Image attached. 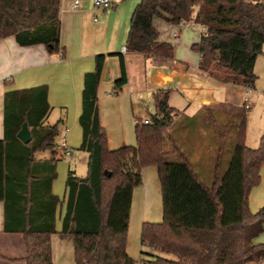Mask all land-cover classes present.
I'll return each mask as SVG.
<instances>
[{
    "label": "trees",
    "instance_id": "trees-1",
    "mask_svg": "<svg viewBox=\"0 0 264 264\" xmlns=\"http://www.w3.org/2000/svg\"><path fill=\"white\" fill-rule=\"evenodd\" d=\"M59 4L60 0H0V41L13 37L21 47L43 45L58 53ZM115 6L111 1L110 8ZM154 17L202 28L198 43L191 46L199 56L198 71L220 82L254 85L255 61L264 52V0H140L131 14L125 51L170 63L173 48L157 41ZM105 59L97 55L94 71L83 76L78 150L88 154L86 175L69 170L65 182L59 234L72 242L74 264H135L126 252V236L132 194L142 184L141 170L147 165L157 169L162 221L143 223L140 241L173 259L156 256L139 264H264V243L253 242L263 230L264 206L255 213L248 206L264 164V128L258 146L248 148L242 105L245 111L235 117L225 171L216 173L207 186L180 147L171 142L164 149L178 112L168 106L170 90L159 89L147 123L135 119V146L110 150L97 99ZM119 68L116 91L127 82L121 55ZM48 110L45 85L4 93L0 202L3 232L22 237L25 256L15 260L21 264H53L50 238L56 233L55 211L61 203L51 191L57 160L34 158L37 152H53L58 127L43 124ZM24 123L31 136L27 144L17 138ZM170 155L179 161L167 162Z\"/></svg>",
    "mask_w": 264,
    "mask_h": 264
},
{
    "label": "crops",
    "instance_id": "crops-1",
    "mask_svg": "<svg viewBox=\"0 0 264 264\" xmlns=\"http://www.w3.org/2000/svg\"><path fill=\"white\" fill-rule=\"evenodd\" d=\"M78 1V10L62 11L63 8L69 7L73 0H60L59 50L62 53V60L58 58L57 53L48 52L43 45L21 47L17 45L13 37L0 41V140L3 139L4 93L45 85L49 110L43 124L57 125L58 134L54 141L55 145L62 138H65L71 151L78 150L82 141V130L78 118L81 112L83 76L85 73L94 71L97 55H105L106 59L97 87V99L102 83H107L110 90L113 91L115 89L114 82L120 77L119 55H121L124 59L127 82L115 95L127 89L129 101H132L131 92L135 90V87L131 81V71L134 74L138 73L143 82L148 80L153 83V94L159 89H169L168 106L178 112V116L174 118L173 124L169 128L171 137L169 142H173L179 147L181 129H183L185 134H193L188 138L191 148L201 150L205 143L209 145V150L215 148V144L221 139L220 130L225 128L226 118L240 116L239 112L232 111L233 106L229 105L228 100L221 101L220 96H216L215 92L219 87L222 91L233 89L242 98L244 88L238 84L239 80L224 83L210 78L207 73L198 71L199 56L191 50V46L198 43L201 28L191 24L173 25L162 18L154 17L152 24L158 33L157 41L168 43L173 48L172 62H159L141 55L122 52V48H125L131 14L140 0H120V2H118L119 0H111L116 3V6L107 10L94 8L92 0ZM148 66H150V70L147 71ZM251 88L255 90L254 85ZM173 91L181 93L184 97L185 102L180 107L181 109L170 102ZM256 94L258 93L256 92ZM124 97L117 96L112 100L109 107V114L116 120L120 128L131 123L126 113ZM131 107H133L132 103ZM189 108H192L190 114L187 113ZM133 116L132 113V120L140 119ZM50 118L52 122L49 121ZM101 118L99 113L100 124L106 131V124L102 122ZM148 119L149 117L140 120ZM206 127H209L208 131H204ZM107 141H109L108 138ZM233 141L234 134L230 143V150ZM247 145L253 147L251 144L247 143ZM182 148L185 149V147H180V150H183ZM45 152L50 153L39 160L53 158L57 160L56 178L51 183V191L61 203L55 211L56 233L51 235L50 243L53 264H62L59 257L55 255L53 237L57 235L63 239L59 233L65 210L64 200L67 193L65 182L68 171L73 170L75 172V170L72 169L73 165L64 163V157L55 153L54 148L53 152L37 153ZM229 156L227 160L225 158V165ZM196 167L198 173L203 174L204 166L199 163ZM140 191L136 189L133 191L130 217L133 212L135 196L138 199V196L142 194ZM252 194L249 195L248 206L250 212L255 213L264 206V196ZM145 199L146 193L144 207L146 205ZM55 242L59 243L58 240ZM253 242L264 243V223L262 232ZM24 256L25 246L21 235L3 232V203L0 202V264H21L15 260H20Z\"/></svg>",
    "mask_w": 264,
    "mask_h": 264
},
{
    "label": "rangeland",
    "instance_id": "rangeland-1",
    "mask_svg": "<svg viewBox=\"0 0 264 264\" xmlns=\"http://www.w3.org/2000/svg\"><path fill=\"white\" fill-rule=\"evenodd\" d=\"M120 2V0L118 1ZM186 32V31H185ZM264 50V49H263ZM195 60L197 59L194 58ZM255 67L256 80L254 82L255 90L253 93L247 97L246 104L248 107H251L249 110L242 108L243 97L237 95V91L223 90L220 87L215 92L216 96H220L219 99L228 100L230 106H233L232 111L242 113L245 111L246 116V125H245V145L248 148H256L259 143L260 135L264 128V52L259 55L257 58V63ZM150 70V66L147 67V71ZM131 81L135 90L131 92L132 101H129L128 90L124 89L118 95L113 94V91L110 90L107 83H102L99 88V113L102 117V122L106 124V136L108 138V148L110 150H115L124 146H135L136 139L134 134V123L132 120L133 117L145 119L149 115L154 113V102H153V92L154 87L153 83L146 80L143 82L138 73L134 74L131 71ZM148 75V74H147ZM107 81V80H105ZM239 85L240 82L238 83ZM241 87H243L241 85ZM245 88V87H243ZM255 91V92H254ZM256 92L258 94H256ZM117 96H125L126 104V113L131 120V125H127L124 128H120L116 120H114L109 114V107L112 104V100L117 98ZM170 102L175 107L180 108L185 102L184 97L181 93L173 91L170 97ZM131 103L133 107H131ZM181 109V108H180ZM188 114L192 112V108L187 110ZM186 113V114H187ZM53 115V114H52ZM230 116V115H229ZM52 122L51 118L49 119ZM235 122V117L226 118L225 128L221 129V139L215 144V148L209 150L208 144H204L201 150H196L191 148L189 144L190 136L184 133V130L181 129L180 134V143L179 147H185L182 150L186 158L190 161L193 169H197V164H202L204 166L203 174H200V181L207 186H211L214 182L215 174H222L225 171V158L230 155V143L233 136V123ZM209 128V127H208ZM207 127L204 128V131H208ZM210 135V131H209ZM196 138V137H195ZM224 142H223V140ZM247 143L252 145L250 147ZM171 143L166 141L164 144V149L167 150L170 148ZM73 155L71 157H64V163H68L72 166V169L75 170L76 175L79 177H84L86 173V164L88 155L85 152L79 150H72ZM50 152L45 153H36L35 159H43L48 156ZM60 156L61 153H58ZM167 162H178L176 155H170L167 159ZM142 184L139 187H136V190H141V196H135V203L133 206V212L128 223V230L126 236V252L128 256L135 262L139 264V261L142 259H154V257L159 256L166 259H173L172 256L160 253L153 249H150L148 246L142 245L141 238V228L143 223H160L162 221V203H161V191L160 184L157 175V169L155 166L147 165L144 166L141 170ZM259 183L250 191L249 195L253 193L261 194L264 196V164H262L259 171ZM138 188V189H137ZM146 193V205L144 207V198ZM249 199V197H248ZM60 236V235H59ZM60 238V239H59ZM58 240V244L55 242ZM54 252L57 257H59L62 264H74V251L73 244L67 239H62L55 235L53 237ZM142 253V254H141Z\"/></svg>",
    "mask_w": 264,
    "mask_h": 264
},
{
    "label": "built area",
    "instance_id": "built-area-1",
    "mask_svg": "<svg viewBox=\"0 0 264 264\" xmlns=\"http://www.w3.org/2000/svg\"><path fill=\"white\" fill-rule=\"evenodd\" d=\"M92 5L94 8L101 9V10H107L111 7V0H92ZM79 9V1L78 0H73L71 5L67 8H63L62 11H76ZM202 31V28H201ZM122 52H125V48H122ZM58 58L62 60V53L59 51L58 53ZM240 82V81H238ZM253 92V89L250 86H247L244 88V97H243V102H244V107L247 109L248 105L246 104L247 97ZM117 91L113 90V94H116ZM133 123H135V120H133ZM144 124L147 123V120L143 121ZM54 151L55 153H61L63 157H69L71 156V149L67 145L66 139L62 138L58 144L54 146Z\"/></svg>",
    "mask_w": 264,
    "mask_h": 264
},
{
    "label": "water",
    "instance_id": "water-1",
    "mask_svg": "<svg viewBox=\"0 0 264 264\" xmlns=\"http://www.w3.org/2000/svg\"><path fill=\"white\" fill-rule=\"evenodd\" d=\"M17 138L23 144H27L30 142V140H31L30 132H29L28 127L25 123L22 125L21 129L17 133Z\"/></svg>",
    "mask_w": 264,
    "mask_h": 264
}]
</instances>
